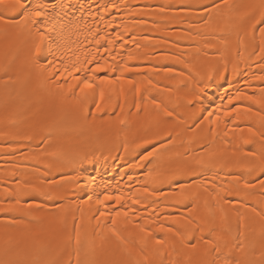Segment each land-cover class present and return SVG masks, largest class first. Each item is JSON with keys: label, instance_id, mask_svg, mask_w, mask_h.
<instances>
[{"label": "bare ground", "instance_id": "1", "mask_svg": "<svg viewBox=\"0 0 264 264\" xmlns=\"http://www.w3.org/2000/svg\"><path fill=\"white\" fill-rule=\"evenodd\" d=\"M51 2L65 4L58 22L78 24L81 40L89 26L108 39L119 32L117 61L138 71L97 74L115 83L93 81L95 95L69 90L43 57L30 62L27 30L6 35L0 23V206L20 199L19 211H0V256L74 261L79 226L82 260L192 264L215 260L219 245L261 264L264 25L251 24L262 0H229L231 10L223 0ZM180 172L191 175L168 179ZM26 186L46 195H23Z\"/></svg>", "mask_w": 264, "mask_h": 264}, {"label": "snow or ice", "instance_id": "2", "mask_svg": "<svg viewBox=\"0 0 264 264\" xmlns=\"http://www.w3.org/2000/svg\"><path fill=\"white\" fill-rule=\"evenodd\" d=\"M0 5L3 6V11H0V23L4 24L5 34L8 35V29L10 28H22L27 30V34L31 38L32 49L34 50L30 54V62L39 64L40 58L43 57L46 63L41 65L45 68L52 77H62L66 82L70 79L72 83H68L69 90L79 87L81 93H84L85 90H93V95H95V89L97 87L93 81H98L99 85L115 83V81H109L105 78L99 77L97 74L105 73L107 71L116 72L117 70L123 73L124 71H138V69H130L127 67V64L120 65L117 61V54H114L115 49L114 45L117 40H122V36L119 32L115 34L112 39H108L106 35H101L100 30L93 29L88 27V35H85L84 39H79L78 24L73 25L71 22L68 24L59 23V13H56V9H60L63 12L65 4L63 2L55 3L46 2V0H11V2H6V0H0ZM223 5L229 10L232 9V5L229 4V0H223ZM112 9H117L116 3H110ZM219 8V5H215ZM261 12L258 18L254 19L251 24V29L256 30V25H264V0H262L260 6ZM105 11H108V7H105ZM55 13V15H54ZM66 15V14H65ZM19 19H16V18ZM74 29H77L74 32ZM259 33L261 36V46L259 49L260 58L264 59V26L259 28ZM75 34L77 39L72 40L71 36ZM89 36L91 38H89ZM135 39V38H133ZM120 48H123V43H121ZM129 59H132L129 56ZM171 71V69H167ZM117 80L120 77L116 78ZM264 79V77H261ZM207 86V85H205ZM63 87V85H60ZM139 91V89H137ZM74 94V93H73ZM100 101H103L105 98V93L103 87L99 91ZM242 98L241 95L237 96V99ZM249 99H251L249 97ZM231 102V101H230ZM155 103V102H153ZM96 108L102 111L100 103L96 104ZM139 108V105H137ZM233 112L236 109L232 110ZM231 112H225V115H231ZM92 116L93 119L95 115L92 113H84V118L87 119L88 116ZM167 116H171V112H166ZM211 116L212 113H209ZM219 119V117H217ZM251 132V129H249ZM170 135V134H169ZM145 144L151 143V141H144ZM53 156H57L58 153H51ZM153 155L152 152H149L147 156L143 157L144 160L149 159ZM249 156H254L255 153H249ZM261 176H264V160L260 162L257 166ZM182 175H191L190 173H175L168 179H178ZM235 180L236 177H233ZM52 185H56L57 181L52 180L49 182ZM259 184L264 188V179H259ZM245 188H252L253 185L249 182H244ZM27 190L23 195H46L41 192L38 188L31 186H26ZM147 191V190H145ZM46 198L51 199L52 197L47 196ZM90 199V198H89ZM106 200L115 199V202L119 204L122 200V197L116 196H106ZM133 204H139V199H134ZM20 204V199L17 197L16 203L9 204L7 208L0 206V211L14 212L19 211L16 205ZM28 208L31 209L32 205H28ZM36 210H40V206H36ZM255 212L256 210L253 209ZM101 216H104L105 213L101 212ZM117 216L121 213L117 212ZM126 215V213H125ZM256 215L264 217V210L256 212ZM115 223V220H113ZM191 223V221H189ZM163 230V228H162ZM171 231V229H169ZM77 239H76V252L75 260L73 261L71 253L68 254L66 260H61L60 258L52 260H21L15 259L9 256L8 252L5 251L2 256H0V264H111L109 261H101L98 259H81L80 250H79V226H77ZM219 239V238H218ZM157 243H161L157 241ZM195 250L196 245H191ZM224 247H227V242H225ZM243 250V245H240V249ZM217 254V258L213 261H208L207 259H197L192 264H221L219 257L223 254L222 264H250L247 260H241L239 258H233L231 255V249L227 252H223L222 248L219 245H214L211 249ZM204 257L208 255V250H205L202 254ZM261 264H264V259H262Z\"/></svg>", "mask_w": 264, "mask_h": 264}]
</instances>
